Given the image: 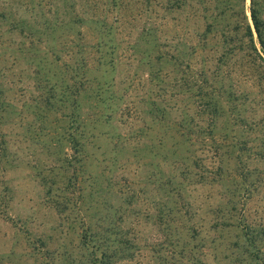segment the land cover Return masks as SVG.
Returning <instances> with one entry per match:
<instances>
[{"label":"trees","instance_id":"1","mask_svg":"<svg viewBox=\"0 0 264 264\" xmlns=\"http://www.w3.org/2000/svg\"><path fill=\"white\" fill-rule=\"evenodd\" d=\"M16 124L69 242L12 217ZM263 191L264 0H0V264H264Z\"/></svg>","mask_w":264,"mask_h":264},{"label":"rangeland","instance_id":"2","mask_svg":"<svg viewBox=\"0 0 264 264\" xmlns=\"http://www.w3.org/2000/svg\"><path fill=\"white\" fill-rule=\"evenodd\" d=\"M247 3L249 4L250 1L247 0ZM25 79L27 82L17 86L18 90L15 88V94H20V89L26 84L28 85L29 82H32L28 78ZM17 98L20 99V96ZM20 105L21 102L19 103V107H21ZM14 130L15 135L13 136L12 144L19 154L20 161L18 166L9 169L6 175H4V178L12 188L14 196L10 209L12 217L15 218V222L19 225L24 224L27 218L34 219V222L29 224L31 230H41L46 234H52L54 236V244L56 242L60 243L61 241L69 242V239L72 238V233H68L67 235L60 233L58 227L60 222L59 217L55 211H52L44 204L43 189L39 184L38 177L33 168V166H36L38 159H44L47 156L41 154L40 152L42 150L31 143L26 136L27 134L23 131L24 129L19 124H16ZM205 191L206 189H202V192ZM249 211L251 214V222L264 226V191L250 203ZM19 218L22 219L20 220ZM143 231L149 236V242L161 238L158 231L153 230V227H148ZM15 232L16 228L0 217V252L6 251L14 244L13 238ZM54 244L51 245L55 247ZM148 260V256H141L135 260L120 262L119 264H148ZM152 264L156 263L152 262Z\"/></svg>","mask_w":264,"mask_h":264},{"label":"water","instance_id":"3","mask_svg":"<svg viewBox=\"0 0 264 264\" xmlns=\"http://www.w3.org/2000/svg\"><path fill=\"white\" fill-rule=\"evenodd\" d=\"M250 1V0H249ZM249 16L251 17V14L249 13Z\"/></svg>","mask_w":264,"mask_h":264}]
</instances>
